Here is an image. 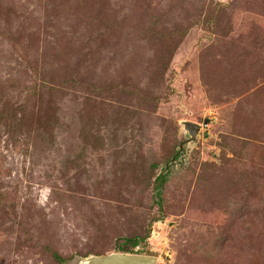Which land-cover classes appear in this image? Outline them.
<instances>
[{
    "label": "rangeland",
    "instance_id": "obj_1",
    "mask_svg": "<svg viewBox=\"0 0 264 264\" xmlns=\"http://www.w3.org/2000/svg\"><path fill=\"white\" fill-rule=\"evenodd\" d=\"M121 247L264 264V0H0V264Z\"/></svg>",
    "mask_w": 264,
    "mask_h": 264
},
{
    "label": "water",
    "instance_id": "obj_2",
    "mask_svg": "<svg viewBox=\"0 0 264 264\" xmlns=\"http://www.w3.org/2000/svg\"><path fill=\"white\" fill-rule=\"evenodd\" d=\"M213 121V117L205 115L202 118L201 123L207 124ZM179 124V130L184 133L185 139L178 143L176 151L169 159H167V161L163 163L161 172L158 175L159 182L161 184L159 188H162L163 174L167 172V166L175 160V156L178 153L182 152L183 144L186 146L194 144L198 140L199 132H201L202 138H205L208 135L206 128L200 129L199 122L181 120L179 121ZM165 258H167V256H165ZM156 260L157 258L151 255L111 251L107 253H87L85 255H76L72 259L71 264H155Z\"/></svg>",
    "mask_w": 264,
    "mask_h": 264
},
{
    "label": "trees",
    "instance_id": "obj_3",
    "mask_svg": "<svg viewBox=\"0 0 264 264\" xmlns=\"http://www.w3.org/2000/svg\"><path fill=\"white\" fill-rule=\"evenodd\" d=\"M211 13H208V16L205 18V22H208L209 21V19L211 18ZM156 180L157 181H159V177H158V175L156 176ZM157 194H159L158 192H157ZM157 203H159V200H158V202ZM150 231H152V229H151V227H150V229H149V233H150ZM145 237H148V234L147 233H144L142 236H135V237H130V238H125L124 239V242L125 243H130V245H137L139 242H141L142 240H143V238H145ZM215 240H218V235H217V238L215 239ZM120 250L121 251H123V252H132V250H127V249H125V248H120ZM51 255H52V258H53V260L57 263V264H64L65 263V257H62V256H60L57 252H55V251H51Z\"/></svg>",
    "mask_w": 264,
    "mask_h": 264
},
{
    "label": "flooded vegetation",
    "instance_id": "obj_4",
    "mask_svg": "<svg viewBox=\"0 0 264 264\" xmlns=\"http://www.w3.org/2000/svg\"><path fill=\"white\" fill-rule=\"evenodd\" d=\"M181 153V152H180ZM179 154V153H178Z\"/></svg>",
    "mask_w": 264,
    "mask_h": 264
}]
</instances>
